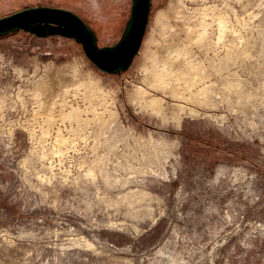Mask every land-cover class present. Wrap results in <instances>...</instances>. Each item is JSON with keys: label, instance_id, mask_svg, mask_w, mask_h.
<instances>
[{"label": "rangeland", "instance_id": "rangeland-1", "mask_svg": "<svg viewBox=\"0 0 264 264\" xmlns=\"http://www.w3.org/2000/svg\"><path fill=\"white\" fill-rule=\"evenodd\" d=\"M33 5L74 11L106 46L131 0H0V16ZM182 68L202 80L186 88ZM0 264H264V0H151L121 71L73 38L1 35Z\"/></svg>", "mask_w": 264, "mask_h": 264}, {"label": "water", "instance_id": "water-1", "mask_svg": "<svg viewBox=\"0 0 264 264\" xmlns=\"http://www.w3.org/2000/svg\"><path fill=\"white\" fill-rule=\"evenodd\" d=\"M151 0H131L129 17L121 38L113 45L98 46L94 31L77 13L69 9L33 5L0 16V36L22 29L38 37L61 35L81 44L85 55L106 72L127 69L143 40Z\"/></svg>", "mask_w": 264, "mask_h": 264}, {"label": "bare ground", "instance_id": "bare-ground-1", "mask_svg": "<svg viewBox=\"0 0 264 264\" xmlns=\"http://www.w3.org/2000/svg\"><path fill=\"white\" fill-rule=\"evenodd\" d=\"M209 13H210V11H209ZM199 30H200V28H199ZM202 32H204V31H202ZM203 34L202 33L198 34L197 38L198 39H201L203 37ZM172 47H174V46H172ZM152 57H154V56H152ZM156 61H157V58H156ZM150 70H151V72L153 74L152 75L153 76L152 77L153 78L152 81H154L156 83L166 82V78H168L170 76V74H172V71H173L172 69H170L168 67H164V68H161V69H156L154 67V65L151 67ZM178 75L182 79H184L185 87L188 88V89H190L191 86L193 84H195L196 81L202 80V75L201 74L200 75H195L194 72L189 71L186 68L180 69V72H178ZM187 79H189V80H187ZM73 83L74 82H72V83L71 82L70 83L65 82L63 84L64 91L67 92L70 89L69 87L71 85H73ZM51 86H52V88H51L52 91L56 90L54 88L55 87L54 85H51ZM51 86H48V88H50ZM33 87L36 88V90L33 91L34 94H36V96H39L41 94V91L44 88H46L47 85H45V83H43V84L34 85ZM74 88L79 93L81 92L83 94L84 98L87 99V101H88L89 106H90L91 109L94 108V104L96 103L97 100H101L100 101V104H104L102 93H101V91H99V87L96 84L89 83V82L88 83L80 82V83H77L76 86H74ZM208 91H210V87L209 86H202L201 88H199V89L196 90V93H193L192 91H190V96L193 97V96H197L198 94H202L204 96V94H206ZM136 92L140 96L141 99L145 100V97H144V89L142 87L136 88ZM151 100H153V98ZM62 112H64L62 114V116L64 118L79 120L80 112H82V108H80L79 106L74 107L72 105H70L69 107H67V106H65L63 104V106H62ZM108 112H111V111H108Z\"/></svg>", "mask_w": 264, "mask_h": 264}]
</instances>
